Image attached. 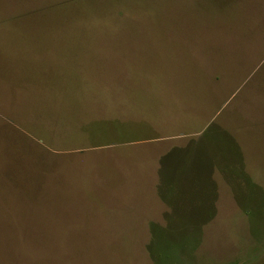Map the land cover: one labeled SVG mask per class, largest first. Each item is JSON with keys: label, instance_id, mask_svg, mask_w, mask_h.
Instances as JSON below:
<instances>
[{"label": "rangeland", "instance_id": "obj_1", "mask_svg": "<svg viewBox=\"0 0 264 264\" xmlns=\"http://www.w3.org/2000/svg\"><path fill=\"white\" fill-rule=\"evenodd\" d=\"M0 264H264V0H0Z\"/></svg>", "mask_w": 264, "mask_h": 264}]
</instances>
